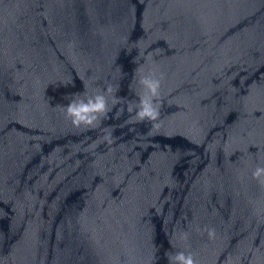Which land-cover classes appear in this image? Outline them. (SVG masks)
<instances>
[{
    "label": "water",
    "instance_id": "1",
    "mask_svg": "<svg viewBox=\"0 0 264 264\" xmlns=\"http://www.w3.org/2000/svg\"><path fill=\"white\" fill-rule=\"evenodd\" d=\"M258 166L264 0H0V264H264Z\"/></svg>",
    "mask_w": 264,
    "mask_h": 264
},
{
    "label": "clouds",
    "instance_id": "2",
    "mask_svg": "<svg viewBox=\"0 0 264 264\" xmlns=\"http://www.w3.org/2000/svg\"><path fill=\"white\" fill-rule=\"evenodd\" d=\"M139 83L143 86L144 92L140 96L139 105L136 109V117L139 120H143L144 118L154 120L159 115L158 108L153 103V98L158 97L160 79L151 74L144 75L140 77ZM108 91H112L111 87H109ZM106 110L107 101L103 94H97L87 99H74L66 106L67 115L72 118V122L76 126L82 123L94 125V122L98 119L97 114L105 113ZM128 111H133L131 105H129ZM105 138L109 139L108 136ZM252 175L264 184V166L256 167ZM213 231L209 230L210 236L213 235ZM171 259L179 262V264H196L191 253L185 255L183 252H179L174 257H171Z\"/></svg>",
    "mask_w": 264,
    "mask_h": 264
}]
</instances>
